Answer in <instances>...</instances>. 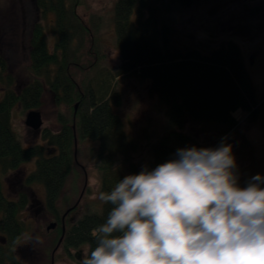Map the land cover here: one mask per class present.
<instances>
[{"label":"trees","instance_id":"obj_1","mask_svg":"<svg viewBox=\"0 0 264 264\" xmlns=\"http://www.w3.org/2000/svg\"><path fill=\"white\" fill-rule=\"evenodd\" d=\"M202 1L210 0H117L111 26L122 63L112 68L100 38L103 23L85 22L79 11L83 0H35L40 20L30 41L29 82L23 86L5 78L7 64L0 57V264H27L17 247L28 232L22 215L29 199L21 194L17 201L9 200L2 182L21 166L35 161L24 185L44 187L47 210L59 229L54 251H84L86 257L97 245L94 230L106 222L113 205L99 201L77 223L68 221L75 209L61 220V197L68 183L85 172L75 157L78 141L91 145L100 192H110L126 176L175 159L178 149L205 148L185 133L189 125H214L225 137L238 128L235 114L242 111L251 123L261 122L264 131V98L257 102L238 46L226 43L204 54L174 45L165 12ZM130 78L149 82L150 95L163 107L166 127L153 139L148 134L132 139L117 113L123 101L121 84ZM47 93L61 109L59 132H42L48 148H26L13 128L14 111L40 110ZM142 142L147 144V160L140 154ZM45 255L49 258V251Z\"/></svg>","mask_w":264,"mask_h":264},{"label":"rangeland","instance_id":"obj_2","mask_svg":"<svg viewBox=\"0 0 264 264\" xmlns=\"http://www.w3.org/2000/svg\"><path fill=\"white\" fill-rule=\"evenodd\" d=\"M116 1L83 0L79 9L80 15L89 25L95 21L103 23V27L99 29L100 38L108 59L107 65L112 68L119 67L122 63L115 48L111 26ZM164 18L169 29L171 24L175 33L174 45L183 51L197 50L209 54L222 44L233 43L238 46L255 88L256 100L258 103L262 102L264 0H210L197 3L192 8L173 6L165 12ZM39 20L40 14L35 0H0V57H3L7 64L4 77H12L15 84L24 86L29 82L30 41L33 28ZM3 90L0 84V99L3 97ZM121 92L122 108L117 113L130 137L141 140L146 134L152 139L161 135L166 127V119L158 99L149 93V82L135 78L126 79L121 84ZM60 110L47 93L41 109L37 111L41 114L43 127L41 131L34 132L25 125L29 112H23L19 107L15 109L13 128L24 147L43 145L48 148L47 144L42 142L41 135L44 130H50L54 134L59 132ZM235 117L240 124L225 137L214 125H189L185 133L195 136L205 148L215 149L221 143L230 144L237 166L238 186L245 188L252 177H264V131L261 122L251 123L242 111L237 112ZM146 145L142 142L143 149L140 153L145 155V160L148 159ZM90 149V144L81 145L79 141L76 144L77 165L79 168L84 167L85 172L81 174V169H78L79 176L68 183L61 197L58 211L63 221H66L65 216L75 209L69 215L68 221L77 223L82 215L93 208V204L100 201L96 197L100 192L101 182L94 168ZM139 165L144 166L145 162L140 161ZM34 171L35 161L21 166L2 180L9 200L17 201L21 194H26L29 199V206L23 213L22 220L28 228L26 234L30 239L25 240V235L23 236L17 247L19 258L27 264H77L75 257L80 255L82 262L86 253L84 251H72L70 255L61 247L57 252L54 251L59 229L56 226L52 231L47 230L51 224L57 222L47 210L44 187L34 185L27 188L24 185L26 178ZM261 187H264V184ZM48 251L49 258L45 255ZM50 254L54 258L53 262L50 260Z\"/></svg>","mask_w":264,"mask_h":264},{"label":"clouds","instance_id":"obj_3","mask_svg":"<svg viewBox=\"0 0 264 264\" xmlns=\"http://www.w3.org/2000/svg\"><path fill=\"white\" fill-rule=\"evenodd\" d=\"M236 167L230 144L178 149L99 192L113 207L82 264H264V177L241 188Z\"/></svg>","mask_w":264,"mask_h":264},{"label":"water","instance_id":"obj_4","mask_svg":"<svg viewBox=\"0 0 264 264\" xmlns=\"http://www.w3.org/2000/svg\"><path fill=\"white\" fill-rule=\"evenodd\" d=\"M25 125H26V127L28 129H30V130H32L34 132L41 131V129L43 127V121H42L41 114L39 112H37V111H31V112H29V114L27 115V118H26ZM55 228H56V224H51L48 227L47 230L48 231H52ZM63 231H65V229H63ZM76 259H77L78 262H81L80 255H76Z\"/></svg>","mask_w":264,"mask_h":264},{"label":"flooded vegetation","instance_id":"obj_5","mask_svg":"<svg viewBox=\"0 0 264 264\" xmlns=\"http://www.w3.org/2000/svg\"><path fill=\"white\" fill-rule=\"evenodd\" d=\"M65 217H67V216H65ZM66 219V218H65ZM56 226H57V224H56ZM56 229V228H55Z\"/></svg>","mask_w":264,"mask_h":264}]
</instances>
